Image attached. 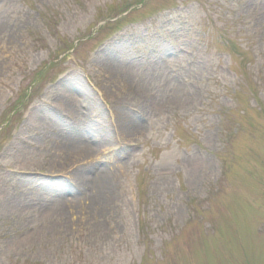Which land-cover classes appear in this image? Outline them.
Masks as SVG:
<instances>
[{"label":"rangeland","instance_id":"374dc122","mask_svg":"<svg viewBox=\"0 0 264 264\" xmlns=\"http://www.w3.org/2000/svg\"><path fill=\"white\" fill-rule=\"evenodd\" d=\"M0 264H264V0H0Z\"/></svg>","mask_w":264,"mask_h":264},{"label":"bare ground","instance_id":"6f19581e","mask_svg":"<svg viewBox=\"0 0 264 264\" xmlns=\"http://www.w3.org/2000/svg\"><path fill=\"white\" fill-rule=\"evenodd\" d=\"M133 96H135V94H133ZM61 97L67 102L69 96L67 92H65L61 94ZM122 128L128 135L137 130V125L134 122L127 121L122 124ZM99 138L100 135L97 134L93 141H100L98 140ZM52 140H54L51 145L54 158L48 162L49 164L47 163V169L51 171L67 172V174H69L68 180L70 181L72 188L74 187V189L78 191L79 197H86L89 188H91L90 186H93V188H101L103 186L106 189L109 187L108 179L104 176L103 172L105 169H109V167L114 165L109 159L99 157V153L91 146L93 141L90 140L88 136H71L67 138H55ZM74 149H76V151ZM27 166H34V164L27 162L26 165H21V167ZM83 166H88V168L85 169L90 172V176L83 175L84 173L75 170L76 168ZM59 199L58 203H61V200L64 198L60 197ZM9 206L11 209L18 208V212H21L22 210V207L16 205ZM43 221H45L46 226H43L42 229L48 228L50 223L47 222L46 219Z\"/></svg>","mask_w":264,"mask_h":264}]
</instances>
